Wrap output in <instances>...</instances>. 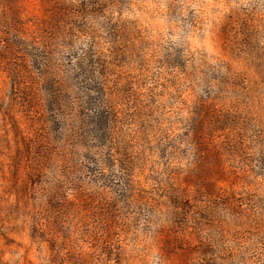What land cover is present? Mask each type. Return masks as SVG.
Masks as SVG:
<instances>
[{"label": "rangeland", "instance_id": "rangeland-1", "mask_svg": "<svg viewBox=\"0 0 264 264\" xmlns=\"http://www.w3.org/2000/svg\"><path fill=\"white\" fill-rule=\"evenodd\" d=\"M0 264H264V0H0Z\"/></svg>", "mask_w": 264, "mask_h": 264}]
</instances>
